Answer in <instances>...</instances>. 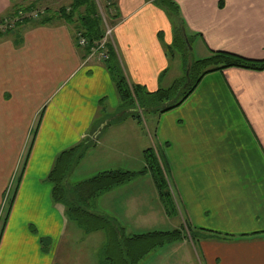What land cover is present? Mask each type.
I'll use <instances>...</instances> for the list:
<instances>
[{
	"label": "crops",
	"instance_id": "crops-1",
	"mask_svg": "<svg viewBox=\"0 0 264 264\" xmlns=\"http://www.w3.org/2000/svg\"><path fill=\"white\" fill-rule=\"evenodd\" d=\"M93 1L99 17L108 18L101 20L103 30L104 22L112 25L107 45L122 73L148 91L176 81L165 80L174 59L185 67L179 32L191 60L215 51L264 59V0H173L180 19L158 0ZM72 2L0 0V21L31 3L56 13L44 24L0 31V264H54L67 255L64 241L76 233L67 232L71 220L51 199L48 173L59 152L85 138L95 141L93 149L104 148L101 133L111 120L99 111L104 103L105 110L118 107L106 61L88 59L89 49L77 45L83 7L69 22L58 15ZM152 121L155 143L143 150L153 147L163 160L177 227L213 236L194 237L200 258L186 235L158 248L146 264H264V70L210 71L181 104L154 113ZM119 130L123 135L121 129L115 134ZM115 142L123 149V137ZM151 182L148 193L131 182L103 193L110 197L103 207L108 212L96 210L116 219L127 235L167 231L160 227H172L173 216ZM149 225L160 227L135 230Z\"/></svg>",
	"mask_w": 264,
	"mask_h": 264
},
{
	"label": "trees",
	"instance_id": "trees-1",
	"mask_svg": "<svg viewBox=\"0 0 264 264\" xmlns=\"http://www.w3.org/2000/svg\"><path fill=\"white\" fill-rule=\"evenodd\" d=\"M158 3L168 11L173 19H180L179 8L173 0H158ZM19 6L20 10L27 12L36 7V3ZM81 7H83L84 11L79 16V28L77 30L82 32L88 41V46H90L93 42L99 40L104 32L101 18L98 15L93 0H73L70 4V10L61 7L58 10V15L63 17L67 22L72 21L74 12L78 11ZM55 15L44 14L35 20L24 18L17 21L16 28L25 22L47 23L50 21V16ZM177 36L180 38L177 37L176 42L181 44L180 49L182 55H184V74L185 71H188V73L176 80L171 86L166 88L160 87L155 91H148L144 86L129 83L121 71L115 53L107 45L108 58L105 65L113 82L118 98L117 109L122 117L129 114L140 123L137 107L145 108V105L148 104H151V106L146 110L154 113H163L173 109L189 96L206 73L213 70L233 66L252 70H264V59L253 60L224 51L212 52L205 59L191 60L186 55V47L182 41L180 32ZM184 84L185 86L183 87ZM36 128L33 131V137L37 131ZM94 146L95 141L92 138H85L77 144L59 152L54 159L47 180L52 184L51 199L53 203L61 205L67 218L73 221L80 230L85 234L105 231L106 241L102 248L101 264H139L154 250L167 243L182 239L186 235H189L193 240L196 235L201 237L210 236L202 233V231L198 233L190 231V229H187V231L183 223L179 227L167 231H149L142 234L127 235L124 232V228L116 219L94 211L92 204L101 194L128 183L141 174L149 173L167 214L174 216L177 213L168 183L166 168L160 154L153 147L143 150L144 165L139 171L123 169L104 170L80 182L69 183V175L87 151ZM41 241L45 243L47 240L42 239Z\"/></svg>",
	"mask_w": 264,
	"mask_h": 264
},
{
	"label": "rangeland",
	"instance_id": "rangeland-1",
	"mask_svg": "<svg viewBox=\"0 0 264 264\" xmlns=\"http://www.w3.org/2000/svg\"><path fill=\"white\" fill-rule=\"evenodd\" d=\"M102 3L104 4V2ZM102 3L100 4V8H102L104 12V8H103L104 5ZM97 10L99 12L98 6H97ZM193 58H198V55L194 53ZM181 64L184 66L183 63ZM185 74H184V68L182 67V69H180V62H178L177 59H174L171 63V69L168 75L166 76L165 80L168 79L169 82H171L170 84H172V82L177 80L179 76H181L182 78L184 77ZM184 86L185 84L183 85V87ZM145 106H146L145 108L137 107L138 110L137 112L140 116V123H139L129 114L123 115V117L120 115V117L117 118L116 114L119 113V110L116 109L112 111L109 108L105 110L107 104L105 103L103 104L104 109H101L99 112L100 114L102 113V116L104 117L103 119L108 117V119L111 120L109 127H106L104 130H102L103 132L101 133V135L103 134L104 143L107 142L105 143L106 146L104 148L100 147V148L89 149V151L85 154V156L82 158L79 164L74 168V171L69 175V183L74 184L82 180H85L87 178H90L95 174H97L98 172L104 170L105 168H116V169L130 170V171H139L140 169H142L144 164L142 157V150L146 146H152V141L155 143V135H154L155 133L153 130L154 124L152 121L154 117V112L146 110L148 107L151 106V104ZM118 123H122V126L120 128H113ZM34 127L32 133L34 131ZM117 129L123 130V135L122 132H120V130L119 132H117V134H115V131ZM106 131L107 134H104ZM122 137H123V149H121V147L118 146V143L115 142L116 138L120 139ZM121 142L122 141H119V143ZM111 146H113V148H111ZM119 152H123V155L119 154ZM116 154L118 155L116 156ZM151 181L152 179L147 174H141L130 182L136 185L137 188H139V193L142 194V192L148 193L150 191L151 192L153 191V186ZM141 187H143V190H141ZM102 195L103 194H101V196H99V198L96 199V201H94L92 204L93 210L98 213L100 212L97 211L96 209L100 210L101 208L103 211L108 212L107 210L103 209V207L105 206L106 199L110 200V197L108 196L106 198L105 196L104 198H102L103 197ZM151 199L152 196L150 193L149 202H151ZM171 218H172L171 221L173 222L172 227H160V226L157 227H160L163 230L177 228L178 220L180 219L179 216L175 215ZM68 224L69 226L67 227V232L72 230L76 234H73V236H71L72 234H70L71 232H69L68 242H66V240L64 241V244H66L64 245V248L67 255L62 256L59 254L55 258L54 264H101L102 248L105 244V235H106L105 231H96L85 234L73 222L70 221V223L68 222ZM167 224L164 223L165 226H168ZM143 226H145V224L140 225V227ZM157 227L156 225H149L148 227L141 228L139 230L138 227H135L136 228L135 230L144 231V230L154 229ZM196 240L197 239L194 238V245L197 251V258H200ZM163 248L151 252L139 264L149 263L152 260V258L155 256L156 252L157 251L160 252ZM193 254L194 256H196L194 249H193ZM64 256L66 257V259H63ZM179 257L182 258L183 255H179ZM194 262L196 263V258L194 259Z\"/></svg>",
	"mask_w": 264,
	"mask_h": 264
},
{
	"label": "built area",
	"instance_id": "built-area-1",
	"mask_svg": "<svg viewBox=\"0 0 264 264\" xmlns=\"http://www.w3.org/2000/svg\"><path fill=\"white\" fill-rule=\"evenodd\" d=\"M98 0H96L97 2ZM98 3V2H97ZM40 10H33L30 12L18 11L14 17H7L0 21V30L4 31L8 28H12L15 26L16 22L23 19V18H32L35 19L40 14ZM103 20L105 18L103 17ZM104 36L99 41L95 42L88 46V41L86 37L81 33L78 32L76 34L77 44L82 47H87L89 49V53L87 54V58H96L101 61H106L108 58V50H107V39L111 35L112 27L109 26L106 22H104Z\"/></svg>",
	"mask_w": 264,
	"mask_h": 264
},
{
	"label": "water",
	"instance_id": "water-1",
	"mask_svg": "<svg viewBox=\"0 0 264 264\" xmlns=\"http://www.w3.org/2000/svg\"><path fill=\"white\" fill-rule=\"evenodd\" d=\"M182 32H183V34L185 35V32H184V30H182ZM185 41H186V43H187V46H188V48L191 50V46L189 45V43H188V41H187V38L185 37Z\"/></svg>",
	"mask_w": 264,
	"mask_h": 264
}]
</instances>
